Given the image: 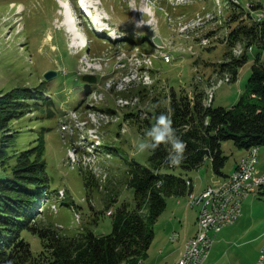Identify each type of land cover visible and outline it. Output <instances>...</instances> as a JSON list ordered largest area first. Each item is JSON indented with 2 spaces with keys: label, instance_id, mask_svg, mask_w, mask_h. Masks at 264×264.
<instances>
[{
  "label": "rangeland",
  "instance_id": "rangeland-1",
  "mask_svg": "<svg viewBox=\"0 0 264 264\" xmlns=\"http://www.w3.org/2000/svg\"><path fill=\"white\" fill-rule=\"evenodd\" d=\"M82 1L0 0V94L18 87L29 103L20 118L0 128V146L5 145L0 178L11 176L21 151L43 145L49 198L39 200L38 211L43 206L45 210L36 218L67 236L86 229L107 233L114 207L134 205L125 168L132 160L148 164L150 151L137 146L149 128L156 92L164 95L174 87L191 96L194 90L202 91L204 104L211 98L214 106L229 107L244 92L260 51L241 40L227 46L226 19L232 0ZM234 1L246 9L239 20L258 19L264 13V0ZM92 20L106 31L111 29L112 36L113 32L127 40L94 37L83 26ZM154 36L164 47L151 42ZM164 52L171 56L169 62L159 56ZM243 53L248 60L232 80L221 63ZM260 61L264 64V49ZM49 70L55 74L44 77ZM83 75L96 79L90 82ZM39 88L43 94L35 96ZM221 148L226 156L221 170L227 175L247 149L231 140L222 141ZM257 166L264 170V145L258 147ZM222 176L213 171L210 161L184 175L197 182L196 193ZM188 201V193L166 197V206L153 223L146 262H175L187 232L192 236L195 231L200 209ZM240 214L235 220L238 228L232 232L225 228L224 237L216 239L201 264H254L264 245V192L244 201ZM248 226L251 230L246 234L243 230ZM24 234L32 251L39 252V238Z\"/></svg>",
  "mask_w": 264,
  "mask_h": 264
},
{
  "label": "trees",
  "instance_id": "trees-1",
  "mask_svg": "<svg viewBox=\"0 0 264 264\" xmlns=\"http://www.w3.org/2000/svg\"><path fill=\"white\" fill-rule=\"evenodd\" d=\"M230 3L232 8L226 19L227 46L233 47L241 40L260 49L254 56L245 90L237 101L229 107L214 106L211 100L204 104L202 91L194 90L190 96L174 87L164 95L157 92L153 95L148 126L155 123L161 113H167L176 134L186 144L185 155L180 164H173L169 159L170 144L161 143L149 150L147 165L128 161L125 172L134 205L120 203L114 207L111 230L107 233L96 234L86 229L67 236L51 223L36 218L45 210L43 206L38 211L39 200L49 198L46 192L49 177L41 158L44 147L38 145L34 150L21 151L11 176L0 178V264H135L146 256L153 238V223L164 210L166 197L192 191L190 178L184 175L198 169L206 159L210 160L216 174L224 175L221 170L226 158L221 148L224 140L246 149L264 145V64L260 61L264 49V13L258 19L239 20L246 9L238 1ZM258 7L260 5L254 8ZM247 60L243 53L239 57L232 56L221 66L231 72L233 80ZM33 93L41 95L43 89ZM25 97L18 87L0 94V128L25 113L29 105ZM4 147L1 144L0 157L5 155ZM25 232L39 238V252L32 251Z\"/></svg>",
  "mask_w": 264,
  "mask_h": 264
},
{
  "label": "bare ground",
  "instance_id": "bare-ground-1",
  "mask_svg": "<svg viewBox=\"0 0 264 264\" xmlns=\"http://www.w3.org/2000/svg\"><path fill=\"white\" fill-rule=\"evenodd\" d=\"M92 2L91 0L89 3ZM94 3V2H92ZM84 7V5H82ZM100 18V17H99ZM257 19V17H256ZM192 24V23H191ZM77 40H74V46H78ZM83 45L86 44V41L82 43ZM167 55V54H163ZM145 58V56L143 57ZM149 60V58H145ZM168 61L169 58L164 59ZM142 62L146 61L142 60ZM211 100V98H209ZM255 154V146H251L247 149V153L243 155L239 160L249 159L254 157ZM233 171V170H232ZM232 171L225 175V177L218 183L212 185H220L226 183L229 186H236L237 188H248V190L244 191V198H246L250 193L255 192L259 189L260 186H264V171L259 170L257 166H250L248 167L247 171V178L243 177V170H236L235 173L232 174ZM203 188L199 192H203V194L199 195V192L191 191L189 195L188 203L198 204L200 206L197 221H196V231H200V237H207V238H216L218 231L221 229L219 228V222H211L210 228L203 227V215H209V212H217L219 208H222V205L229 203V196H218V201H211L210 202V190H205ZM199 195V196H198ZM242 198V190H234L233 193V201H240ZM242 202L240 204H236V211H241ZM111 213V211H109ZM241 214H238V217ZM195 231V232H196ZM207 238H200L198 240V235H193L189 237L185 242L184 250L182 251L181 255L177 258V260L173 264H179L181 259L185 263H193V264H201V262L206 258L203 257L204 255V247L207 246ZM215 239H211V246L213 245ZM196 249V257H200V260L193 261V250ZM262 256L264 257V249L262 250ZM135 264H149L144 259L138 260Z\"/></svg>",
  "mask_w": 264,
  "mask_h": 264
},
{
  "label": "built area",
  "instance_id": "built-area-1",
  "mask_svg": "<svg viewBox=\"0 0 264 264\" xmlns=\"http://www.w3.org/2000/svg\"><path fill=\"white\" fill-rule=\"evenodd\" d=\"M164 59L169 58L168 55H162ZM123 64L120 65L122 67ZM258 163V146H255V154L254 157L244 160H237L235 166L233 168L232 174L236 172V170H243V177L247 178V171L248 167L250 166H257ZM258 168V166H257ZM264 184V182H263ZM248 188H237L236 186H229L226 183L220 185H212L208 184L205 190H210V202L211 201H218V196H229V203L222 205V208H219L217 212H209V215H203V227L210 228L211 222H219V228H224L227 225L233 224L235 220L238 218V214L241 211H236V204H240L244 198V191L248 190ZM234 190H242V198L240 201H233V193ZM203 194V192H199V195ZM198 195V196H199ZM194 235H198V240L200 238H207V237H200V231H196ZM211 239L215 238H207V246L204 247V255L203 257H208L210 249H211ZM200 260V257H196V249L193 250V261ZM179 264H193V263H185L183 259ZM254 264H264V257L262 256V248L254 262Z\"/></svg>",
  "mask_w": 264,
  "mask_h": 264
},
{
  "label": "clouds",
  "instance_id": "clouds-1",
  "mask_svg": "<svg viewBox=\"0 0 264 264\" xmlns=\"http://www.w3.org/2000/svg\"><path fill=\"white\" fill-rule=\"evenodd\" d=\"M144 137H147L146 139ZM161 143L170 144L172 151L169 154L170 162L180 164L185 155L186 144L177 134L173 127L171 117L167 113H161L141 137L138 150H154Z\"/></svg>",
  "mask_w": 264,
  "mask_h": 264
},
{
  "label": "crops",
  "instance_id": "crops-1",
  "mask_svg": "<svg viewBox=\"0 0 264 264\" xmlns=\"http://www.w3.org/2000/svg\"><path fill=\"white\" fill-rule=\"evenodd\" d=\"M214 101V100H213ZM242 155V154H241ZM240 155V156H241ZM243 156V155H242ZM206 161H210L209 159H206ZM205 161V162H206ZM235 163H236V161H235ZM235 163L233 164V166H232V169L234 168V166H235ZM203 165H204V163H203ZM259 170H262V171H264L263 169H259ZM225 175L226 174H224V176H222L223 178L225 177ZM197 176V175H196ZM220 176V175H219ZM222 177H219V181L218 182H220L223 178ZM216 180V179H215ZM190 181H191V183H190V189L193 191L194 189H195V184H197V182H194V180L192 179V178H190ZM200 181H201V179H200ZM218 182H216V183H218ZM208 184H210V182L209 183H207L205 186H207ZM199 188H200V185H199ZM262 192H264V186H262L261 188H259L257 191H255V192H253V193H250L245 199H243V201H242V203H244V201H246V200H249V199H251L252 197H256V196H258L260 193H262ZM185 194H187V192L185 193ZM185 194H183V195H185ZM199 209V208H198ZM199 211V210H198ZM196 219H197V216H196ZM237 222V221H236ZM236 222H234L233 224H230V225H227V226H225L224 228H222L219 232H218V234L216 235V238H215V240H214V242H213V245H214V243H215V241H216V239L218 238V240H220V239H222L223 237H224V235H225V233L223 234V232H225V228H226V231L227 232H232L234 229H236V228H238V222L236 223ZM248 228H249V226L248 227H245V229L243 230V232L244 233H246V234H248L249 232H250V230H248ZM195 231H196V220H195ZM195 231L193 232V234H192V236L194 235V233H195ZM256 235L254 234L251 238H253V237H255ZM188 237H191V235L190 236H188V232H187V234H186V238L183 240V242H181V244H180V250H179V254H177V257L176 258H178L180 255H181V253H182V251L184 250V247H185V240L188 238ZM213 245H212V247H213ZM212 247H211V249H212ZM262 248V250L264 249V245L261 247ZM211 249H210V251H211ZM261 250V249H260ZM260 252V251H259ZM259 252H258V254H259ZM210 253V252H209ZM209 256V255H208ZM258 256V255H257ZM208 257H206L204 260H203V263H204V261L207 259ZM257 258V257H256ZM256 258H255V260H256ZM177 259H175V261H176ZM148 263V262H147ZM202 263V262H201ZM150 264V263H149ZM173 264V263H172Z\"/></svg>",
  "mask_w": 264,
  "mask_h": 264
},
{
  "label": "water",
  "instance_id": "water-1",
  "mask_svg": "<svg viewBox=\"0 0 264 264\" xmlns=\"http://www.w3.org/2000/svg\"><path fill=\"white\" fill-rule=\"evenodd\" d=\"M153 43L158 46V47H164V42H162L161 38L159 36H154L153 39H152ZM55 74L54 71L52 70H49L47 71L45 74H44V77L46 78H51L53 75ZM83 79L84 80H87V81H94L95 80V77L94 76H88V75H84L83 76Z\"/></svg>",
  "mask_w": 264,
  "mask_h": 264
}]
</instances>
